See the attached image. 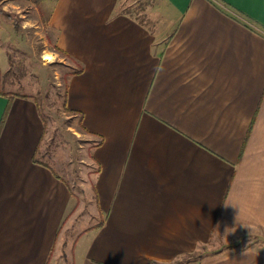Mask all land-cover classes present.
I'll list each match as a JSON object with an SVG mask.
<instances>
[{
	"label": "crops",
	"instance_id": "crops-1",
	"mask_svg": "<svg viewBox=\"0 0 264 264\" xmlns=\"http://www.w3.org/2000/svg\"><path fill=\"white\" fill-rule=\"evenodd\" d=\"M160 2L154 29L119 0H54L47 17L83 68L67 108L93 144L99 222L74 264H264L254 246L192 258L264 236V0ZM44 137L34 99L0 95V264L57 263L74 195L41 158Z\"/></svg>",
	"mask_w": 264,
	"mask_h": 264
},
{
	"label": "rangeland",
	"instance_id": "rangeland-1",
	"mask_svg": "<svg viewBox=\"0 0 264 264\" xmlns=\"http://www.w3.org/2000/svg\"><path fill=\"white\" fill-rule=\"evenodd\" d=\"M53 1L0 0L1 71L8 60L0 76V80L5 76L0 81V90L30 96L40 109L45 125L40 156L68 183L74 195L73 210L62 228L64 236L62 246L57 249L56 264H74L76 240L85 229L96 225L99 217L88 193L95 173L90 158L93 144L81 134L80 116L69 114L64 106L66 82L76 68L66 57L54 58L53 34L46 27ZM161 6L160 0H119L118 3L120 11L133 12L149 29L161 23L158 13ZM251 246L264 249V236L243 231L232 244H210L192 258Z\"/></svg>",
	"mask_w": 264,
	"mask_h": 264
},
{
	"label": "trees",
	"instance_id": "trees-1",
	"mask_svg": "<svg viewBox=\"0 0 264 264\" xmlns=\"http://www.w3.org/2000/svg\"><path fill=\"white\" fill-rule=\"evenodd\" d=\"M42 2L44 1V0H41ZM123 14H126V15H129L130 17H132V18H134L135 20H137V21H139L138 20V18H136L135 16H134V14H133V12H130L128 9H124V10H122L121 11ZM6 16H7V14H5ZM8 17H10V16H8ZM11 18V17H10ZM141 23V22H140ZM142 24V23H141ZM55 51L57 52V53H59L61 56H63V57H66V58H68V59H70L73 63H74V65H75V70L74 71H72V73L69 75V76H71V75H76V74H79V73H81L82 71H83V68H82V66H80V64H78L74 59H72L67 53H65L64 51H62V50H60L59 48H55ZM5 77V76H4ZM3 77V78H4ZM3 78L1 79V80H3ZM0 80V81H1ZM3 84V83H2ZM0 95H2V96H4V97H8V98H13V97H16V96H20V97H30V96H27V95H22V94H19V93H5V92H3L2 90H0ZM64 106H65V110H66V112H68L69 114H71V115H76V116H78V114H76L75 112H72V111H70L68 108H67V82H66V91H65V98H64ZM80 118V125H82V122H83V120H82V116H80L79 117ZM82 129V131H84V129L83 128H81ZM85 132V131H84ZM188 261V260H187ZM186 262V261H185ZM185 262H174V263H172V264H183V263H185Z\"/></svg>",
	"mask_w": 264,
	"mask_h": 264
},
{
	"label": "clouds",
	"instance_id": "clouds-1",
	"mask_svg": "<svg viewBox=\"0 0 264 264\" xmlns=\"http://www.w3.org/2000/svg\"><path fill=\"white\" fill-rule=\"evenodd\" d=\"M229 227L225 229L224 234L228 237L229 234L234 233L235 231H228Z\"/></svg>",
	"mask_w": 264,
	"mask_h": 264
}]
</instances>
